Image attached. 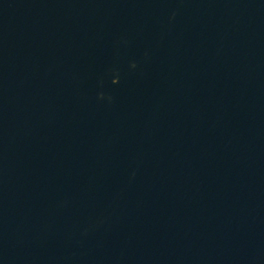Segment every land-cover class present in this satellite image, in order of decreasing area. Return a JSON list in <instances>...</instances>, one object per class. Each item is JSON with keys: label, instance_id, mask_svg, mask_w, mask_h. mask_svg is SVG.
Here are the masks:
<instances>
[{"label": "water", "instance_id": "95a60500", "mask_svg": "<svg viewBox=\"0 0 264 264\" xmlns=\"http://www.w3.org/2000/svg\"><path fill=\"white\" fill-rule=\"evenodd\" d=\"M0 264H264V0H0Z\"/></svg>", "mask_w": 264, "mask_h": 264}]
</instances>
